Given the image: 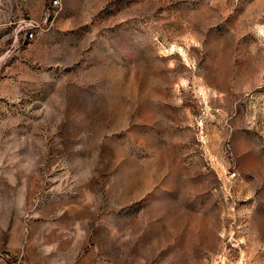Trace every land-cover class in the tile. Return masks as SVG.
<instances>
[{
  "label": "rangeland",
  "instance_id": "374dc122",
  "mask_svg": "<svg viewBox=\"0 0 264 264\" xmlns=\"http://www.w3.org/2000/svg\"><path fill=\"white\" fill-rule=\"evenodd\" d=\"M55 11L0 40V264H264V0Z\"/></svg>",
  "mask_w": 264,
  "mask_h": 264
},
{
  "label": "built area",
  "instance_id": "2783aa9c",
  "mask_svg": "<svg viewBox=\"0 0 264 264\" xmlns=\"http://www.w3.org/2000/svg\"><path fill=\"white\" fill-rule=\"evenodd\" d=\"M0 1V29L8 28L6 31L7 35L2 36L0 40L8 38L12 41V46H29L36 41L44 29L48 25H51L52 16L56 12L55 9L59 8L61 5V0H51L43 18L39 21L33 18H13V13L6 10L8 0Z\"/></svg>",
  "mask_w": 264,
  "mask_h": 264
},
{
  "label": "crops",
  "instance_id": "0c3cea01",
  "mask_svg": "<svg viewBox=\"0 0 264 264\" xmlns=\"http://www.w3.org/2000/svg\"><path fill=\"white\" fill-rule=\"evenodd\" d=\"M0 3H1V1H0Z\"/></svg>",
  "mask_w": 264,
  "mask_h": 264
}]
</instances>
